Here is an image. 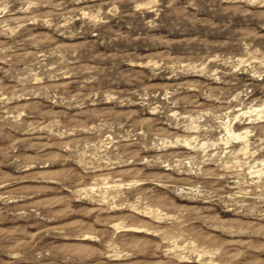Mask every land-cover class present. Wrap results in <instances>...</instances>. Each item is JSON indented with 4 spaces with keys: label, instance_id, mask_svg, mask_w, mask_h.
<instances>
[{
    "label": "rangeland",
    "instance_id": "rangeland-1",
    "mask_svg": "<svg viewBox=\"0 0 264 264\" xmlns=\"http://www.w3.org/2000/svg\"><path fill=\"white\" fill-rule=\"evenodd\" d=\"M0 264H264V0H0Z\"/></svg>",
    "mask_w": 264,
    "mask_h": 264
}]
</instances>
